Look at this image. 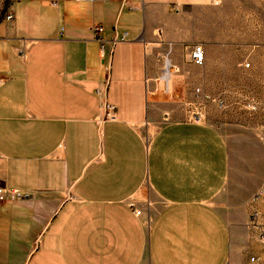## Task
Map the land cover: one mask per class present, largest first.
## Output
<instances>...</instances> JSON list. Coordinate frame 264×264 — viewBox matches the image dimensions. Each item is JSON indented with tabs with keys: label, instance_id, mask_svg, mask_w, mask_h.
Masks as SVG:
<instances>
[{
	"label": "crops",
	"instance_id": "1",
	"mask_svg": "<svg viewBox=\"0 0 264 264\" xmlns=\"http://www.w3.org/2000/svg\"><path fill=\"white\" fill-rule=\"evenodd\" d=\"M8 8L0 187L32 197L0 206V264H243L234 233L247 230L263 176L234 174L235 158H245L240 148L235 156L232 139L241 145L243 135L234 123L229 139L214 108L195 124L181 106L201 72L228 73L231 87L241 57L259 69L264 0H11ZM194 45L204 50L200 66L190 62Z\"/></svg>",
	"mask_w": 264,
	"mask_h": 264
},
{
	"label": "rangeland",
	"instance_id": "2",
	"mask_svg": "<svg viewBox=\"0 0 264 264\" xmlns=\"http://www.w3.org/2000/svg\"><path fill=\"white\" fill-rule=\"evenodd\" d=\"M10 3L11 0H0V16ZM251 46L255 47V42H249ZM246 63L249 64L248 68L244 67ZM253 63L249 57L240 58V70L238 74L232 73L231 87L224 84L228 73L201 72L199 76L204 82L184 90L181 109L187 120L192 112L202 111L204 122L208 108L212 107L216 113V126L226 137H232L230 124L233 123V128H238L243 135L241 145L232 139L235 156L239 148L245 156L243 160L235 158L234 174L257 171L263 180L250 201L252 209L247 230L234 233L233 244L238 255L245 259L243 264H251V258L255 260L253 264H264V57L258 62V65L261 64L258 70L253 69ZM214 75H218L217 80ZM196 89L199 93L195 92ZM204 96L208 98L204 99Z\"/></svg>",
	"mask_w": 264,
	"mask_h": 264
},
{
	"label": "built area",
	"instance_id": "3",
	"mask_svg": "<svg viewBox=\"0 0 264 264\" xmlns=\"http://www.w3.org/2000/svg\"><path fill=\"white\" fill-rule=\"evenodd\" d=\"M14 20V14L12 10L7 8V10L0 16V23H11ZM92 32L94 39L101 43V54L103 53V42L99 38V35L103 32V29L99 25H94L92 27ZM124 39V38H123ZM205 56H204V50L201 45H194L191 52H190V62L196 66L202 65L204 62ZM244 67L248 68L249 64H244ZM166 73V72H165ZM168 92V89L166 88V91ZM196 93H199V90H195ZM204 99H207V96L203 97ZM189 104V103H187ZM190 105V104H189ZM105 110V117L109 120L115 119V108L113 105L109 103H105L104 105ZM202 110V109H201ZM204 115L202 111H196L192 112L191 115L188 118V121L200 124L203 122ZM31 194L27 192H23L18 189H12L8 187H0V206L3 204H11L13 202H17L20 200H29L31 199ZM133 212L136 216H140V211L133 209ZM255 260L251 258L250 263L253 264Z\"/></svg>",
	"mask_w": 264,
	"mask_h": 264
}]
</instances>
